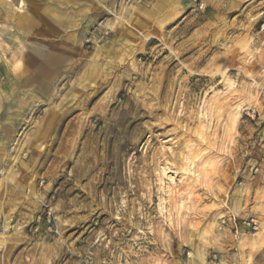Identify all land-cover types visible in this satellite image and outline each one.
Returning a JSON list of instances; mask_svg holds the SVG:
<instances>
[{"label":"rangeland","instance_id":"374dc122","mask_svg":"<svg viewBox=\"0 0 264 264\" xmlns=\"http://www.w3.org/2000/svg\"><path fill=\"white\" fill-rule=\"evenodd\" d=\"M47 1L0 0V264L215 261L264 201V0Z\"/></svg>","mask_w":264,"mask_h":264},{"label":"crops","instance_id":"0c3cea01","mask_svg":"<svg viewBox=\"0 0 264 264\" xmlns=\"http://www.w3.org/2000/svg\"><path fill=\"white\" fill-rule=\"evenodd\" d=\"M104 3V0H100ZM43 0H20L22 8L20 16L22 18L21 25H28L24 19L28 18L30 8L35 11H41ZM51 6L72 8L71 0H48ZM26 6V10L25 7ZM264 185V181L259 179L254 185ZM259 187V186H258ZM8 212L7 204L0 203V223L1 216L6 219ZM258 218L261 221V230L256 234H248L246 231L235 232L230 226L220 233L216 239L214 253L215 261L206 260L205 264H264V201L259 206L253 207L247 214L241 215L240 218Z\"/></svg>","mask_w":264,"mask_h":264},{"label":"built area","instance_id":"2783aa9c","mask_svg":"<svg viewBox=\"0 0 264 264\" xmlns=\"http://www.w3.org/2000/svg\"><path fill=\"white\" fill-rule=\"evenodd\" d=\"M125 2L129 3L132 0H124ZM247 116L255 117V111H246L244 110ZM252 179H262L264 181V168L260 166L252 168ZM222 226L227 227L228 225L232 227L235 232H243L246 231L248 234H256L261 230V221L258 218L250 217V218H240V217H230L229 219H222L221 221ZM44 225H45V232L50 234H59V229L56 223V218L54 216V211L51 205H45V213H44ZM11 228H14L12 226ZM6 222L2 223V231L5 233L8 231ZM39 226H36L34 232H39ZM216 255H214V258Z\"/></svg>","mask_w":264,"mask_h":264},{"label":"bare ground","instance_id":"6f19581e","mask_svg":"<svg viewBox=\"0 0 264 264\" xmlns=\"http://www.w3.org/2000/svg\"><path fill=\"white\" fill-rule=\"evenodd\" d=\"M21 8V7H20Z\"/></svg>","mask_w":264,"mask_h":264}]
</instances>
